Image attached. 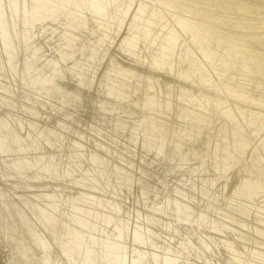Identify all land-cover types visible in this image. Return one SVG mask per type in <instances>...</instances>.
<instances>
[{"label":"bare ground","instance_id":"bare-ground-1","mask_svg":"<svg viewBox=\"0 0 264 264\" xmlns=\"http://www.w3.org/2000/svg\"><path fill=\"white\" fill-rule=\"evenodd\" d=\"M1 4L0 264H264V0Z\"/></svg>","mask_w":264,"mask_h":264},{"label":"water","instance_id":"water-1","mask_svg":"<svg viewBox=\"0 0 264 264\" xmlns=\"http://www.w3.org/2000/svg\"><path fill=\"white\" fill-rule=\"evenodd\" d=\"M0 6L2 7V9H4L3 4H1ZM11 46H12V45H11ZM41 69H43V68H41ZM41 69H39V71H41ZM36 70H38V69H36ZM29 75H30V74H29ZM29 75H27L28 78H30ZM37 76H38L37 74L34 75V78H36ZM5 121H6V119H5ZM0 130H2V129H0ZM13 168H15V166H13ZM0 183H1V182H0Z\"/></svg>","mask_w":264,"mask_h":264},{"label":"rangeland","instance_id":"rangeland-1","mask_svg":"<svg viewBox=\"0 0 264 264\" xmlns=\"http://www.w3.org/2000/svg\"><path fill=\"white\" fill-rule=\"evenodd\" d=\"M258 143L260 144V143H264V142H262V141H258L257 144H258Z\"/></svg>","mask_w":264,"mask_h":264}]
</instances>
